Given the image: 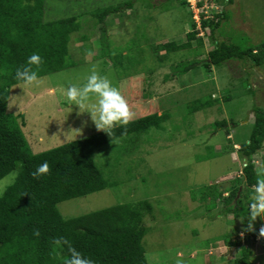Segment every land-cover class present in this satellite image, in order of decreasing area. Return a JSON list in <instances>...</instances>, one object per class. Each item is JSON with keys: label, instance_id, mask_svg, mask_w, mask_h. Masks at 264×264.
I'll use <instances>...</instances> for the list:
<instances>
[{"label": "rangeland", "instance_id": "1", "mask_svg": "<svg viewBox=\"0 0 264 264\" xmlns=\"http://www.w3.org/2000/svg\"><path fill=\"white\" fill-rule=\"evenodd\" d=\"M126 1L46 0V21L71 16L81 21V34L77 31L70 36L69 50L76 64L40 74L45 81L40 87L23 92L20 84L14 85L9 102L17 105H7V112L17 116L20 124L25 122L23 131L35 153L101 132L88 113L78 115V107L65 95L70 84L81 86L86 82L93 65L120 89L133 113L130 121L168 111L170 119L161 128L152 127L95 149V164L115 184L62 201L58 205L60 213L71 218L148 199L153 207L144 218L149 227L143 240L148 264H175L177 258L184 264H236L240 251L216 240L240 227L241 219L225 215L221 202L216 209L214 204L203 202L202 195L205 188L217 185L226 196L227 189L235 184L233 179L241 175L245 160L240 158V145L235 143L249 141L254 108L264 110V66L233 59L219 67L206 68L200 63L186 73L180 71L184 65L205 60L216 40L244 48L264 41V0H186L185 5L178 0L164 4H160L163 0H133L131 8L107 17L102 24L87 13ZM200 1L202 6L198 5ZM223 9L229 16L216 30L214 42L210 28L200 29L201 19L204 13L205 18H212ZM191 19L198 30V37L191 41L192 49L170 54L159 62L151 44L186 42L187 33L195 30ZM82 34L88 35V40H79ZM103 34L106 40L100 43ZM199 37L204 46L196 50ZM211 96L219 102L189 112L188 104ZM218 120H226L228 126L218 128ZM231 143L235 144L232 152ZM253 161L257 171L264 170V142ZM14 176L12 172L0 181V195ZM256 221L264 226V219L257 217ZM260 238L252 242L257 254L255 264H264V241ZM259 245L262 252L257 251Z\"/></svg>", "mask_w": 264, "mask_h": 264}, {"label": "trees", "instance_id": "2", "mask_svg": "<svg viewBox=\"0 0 264 264\" xmlns=\"http://www.w3.org/2000/svg\"><path fill=\"white\" fill-rule=\"evenodd\" d=\"M168 1L163 0L160 4ZM178 1L186 4V0ZM202 2L198 5L202 6ZM218 2L225 3L226 0ZM231 2L228 0V3ZM132 6L133 0H128L87 13L92 14L95 22L102 24L107 17ZM45 7L46 0H0V181L10 173H15L12 184L0 195V264H65L71 255L70 247L92 259L95 264H148L143 241L149 232L144 218L153 209L148 199L122 203L71 218H64L58 205L62 201L112 187L114 181L108 180L95 164V149L125 136L142 134L152 127L161 128L170 119V113L154 112L129 121L127 125L113 128L110 136L101 131L35 153L23 131L25 122L20 124L17 116L7 112L10 90L19 84L15 79L16 69L26 65L28 57L33 53L42 58L39 75L74 66L76 63L69 50L70 36L77 31L81 34L83 28L78 16L46 21ZM204 16L200 29L210 28L215 42L216 30L228 18L229 12L223 9L215 12L212 18ZM191 23L195 29L196 22L191 19ZM102 31L104 33L105 28ZM197 35L198 30L195 29L187 33L186 42L153 43L151 52L163 63L170 54L192 49L191 41ZM78 39L86 41L88 35L82 34ZM102 40L100 43L105 42V34ZM197 40L200 45L196 50L204 46L202 38ZM163 50L165 54H161ZM198 54L202 55L200 51ZM233 59L250 62L253 66H264V41L251 43L244 48L234 42L216 40L214 49L208 52L205 60L184 65L180 74L200 63L206 68L219 67ZM110 62L117 65L112 58ZM216 102L219 99L212 96L198 99L188 104V110L190 113L198 112L212 107ZM254 112L249 141L235 143L240 145L238 152L240 158L245 160L241 175L233 179L235 184L227 189L226 196L217 185L212 186L213 189L205 188L202 195L203 202L214 204L215 209L218 202L223 203L222 212L225 215L233 214L235 219L245 216L241 220L242 227H234L231 233L216 240L240 251L235 257L236 264H255L257 260L252 242L259 235L253 231H259L261 225L255 221L253 229L245 231L248 205L252 202V186L256 183L257 173L264 172L257 171L253 161L264 142V110L255 107ZM215 125L224 128L228 123L226 120H218ZM235 144L231 143L230 152L234 151ZM224 150H227L226 147ZM45 161L49 166L48 173L33 177L32 173ZM241 233L245 236L241 237ZM57 240H61V243L57 244ZM260 241H264V237ZM262 245H259L258 252H262Z\"/></svg>", "mask_w": 264, "mask_h": 264}, {"label": "clouds", "instance_id": "3", "mask_svg": "<svg viewBox=\"0 0 264 264\" xmlns=\"http://www.w3.org/2000/svg\"><path fill=\"white\" fill-rule=\"evenodd\" d=\"M41 64V56L33 53L28 57L26 65L16 69L15 79L19 82L23 92L26 88L40 87L45 83L44 78L38 73ZM65 95L72 105L78 107V115L88 113L96 129L108 133L109 136L113 128L127 125L133 115L120 89L114 86L106 76L98 73L95 65L87 76L86 82L81 86L70 84L66 88ZM15 105L17 104L12 100L8 103L9 108ZM48 171L49 166L45 161L36 168L32 175L38 178L47 174ZM251 201L248 205L246 215L248 224L245 231L253 229L257 217L264 219V172L257 173L256 183L252 186ZM240 219L243 221L245 216ZM259 235L264 237V226L260 227ZM56 243L60 244L61 240H57ZM69 252L71 255L65 260V264H95L92 259L83 256L75 248L70 247ZM179 255L178 253L177 256ZM175 264H184V261L177 258Z\"/></svg>", "mask_w": 264, "mask_h": 264}, {"label": "built area", "instance_id": "4", "mask_svg": "<svg viewBox=\"0 0 264 264\" xmlns=\"http://www.w3.org/2000/svg\"><path fill=\"white\" fill-rule=\"evenodd\" d=\"M204 15L206 16V14L204 13ZM210 16H208L207 18H209Z\"/></svg>", "mask_w": 264, "mask_h": 264}, {"label": "water", "instance_id": "5", "mask_svg": "<svg viewBox=\"0 0 264 264\" xmlns=\"http://www.w3.org/2000/svg\"><path fill=\"white\" fill-rule=\"evenodd\" d=\"M254 232H256V231H254Z\"/></svg>", "mask_w": 264, "mask_h": 264}]
</instances>
